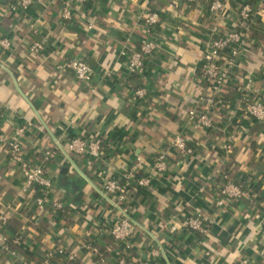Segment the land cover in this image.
Segmentation results:
<instances>
[{
    "label": "crops",
    "instance_id": "crops-1",
    "mask_svg": "<svg viewBox=\"0 0 264 264\" xmlns=\"http://www.w3.org/2000/svg\"><path fill=\"white\" fill-rule=\"evenodd\" d=\"M9 1L0 0V39L9 42L8 49L0 47V106L6 116L0 134L9 138L14 126L32 125L20 139L31 166L42 165V152L55 142L73 137L98 135L102 151L92 162L56 151L45 164L55 180L53 199L67 203L57 217L36 207V193L23 190L22 176L0 147V214L6 219L0 264H64L69 256L74 264H102L92 246L112 264L121 252L108 234L117 214L102 195L99 175L116 176L137 158L148 171L178 133L188 153L172 151L168 171L135 192L127 206L134 221L130 264H264V123L243 117L239 100L246 76L254 80L252 101L264 92V10L249 32L241 69L221 92L223 104L210 114L212 128L203 130L187 115L205 107L202 55L213 31L241 28L243 0H225L217 14L208 10L212 0H85L73 5L71 21L59 15L67 0H35L20 14L8 11ZM147 10L159 15L153 31L159 47L142 74L129 75L123 53L138 47ZM35 43L43 49L31 53ZM72 60L92 68L90 83L57 69ZM138 88L147 90L144 101L135 98ZM221 173L249 192L231 200L225 212L215 206ZM193 212L212 222L204 237L182 226ZM171 226L177 228L173 234ZM2 239L16 256L2 251Z\"/></svg>",
    "mask_w": 264,
    "mask_h": 264
},
{
    "label": "built area",
    "instance_id": "built-area-1",
    "mask_svg": "<svg viewBox=\"0 0 264 264\" xmlns=\"http://www.w3.org/2000/svg\"><path fill=\"white\" fill-rule=\"evenodd\" d=\"M85 0H67L60 7L59 15L64 21H71L75 16L73 5L83 3ZM225 0H212L208 10L212 14L222 11ZM35 0H10L8 11L11 14H20L28 11L35 4ZM264 0H243L238 10V18L241 28L231 29L225 33L213 31L202 55V66L200 77L206 88V95L202 102L205 104L203 109L194 108L187 111L188 118L193 120L196 126L203 130L212 128L210 114L214 109L223 104L221 102V92L224 86L230 81L234 71L241 69L243 61V51L248 46L249 32L259 25V14L263 12ZM80 16L85 17L84 13ZM144 34L139 37L138 47L135 50L124 52L126 57V68L129 75H140L145 71L146 61L158 50V42L153 38V31L159 22V15L156 12L147 10L143 15ZM263 21V20H261ZM91 24H89V29ZM33 28V25H30ZM0 47L9 48L7 39H0ZM43 49L41 44H32L29 48L31 53H38ZM59 70H68L75 79L90 83L93 77L92 68L84 61L72 60L62 66H57ZM254 80L251 76H246L240 91L239 100L242 104V116L252 121L264 123V92L257 101L250 99L254 92ZM135 98L144 101L147 98V90L138 88L134 92ZM5 114L0 106V122L5 121ZM30 123L14 126L12 136L7 138L0 134V147L6 150V156L10 163L16 165L17 170L22 176L23 190H33L36 193L34 204L37 208H49L57 217H60L67 209L66 201L55 200L52 197L55 189V180L46 172V165L52 159L56 151L62 152L66 158L85 157L87 161H96L101 156L102 142L98 135L92 137H73L65 143L55 142L52 150L42 152L43 164L31 166L24 158L21 152V137L31 128ZM225 151L229 153L230 146H225ZM172 151L188 153L187 144L184 136L176 134L170 141L166 149L160 150L145 170L143 161L137 158L135 163L118 175H108L101 173L99 175L100 188L103 197L110 202V212H116L115 219L109 224L108 234L115 245L121 249L116 254L112 264H130L128 257L131 249V238L134 227V221L127 208L129 202L134 198V193L147 189L151 186L156 177H161L168 171L170 166L169 154ZM221 187L219 189V199L215 206L225 212L228 204L233 199L248 198V190L243 189L241 185L234 184L224 174H220ZM124 205V206H123ZM33 223H36L34 221ZM106 223V222H105ZM211 221L199 212L190 213L182 222V226L193 234L204 237L207 235ZM6 224V219L0 214V229ZM106 224L98 226L99 229ZM104 229V228H103ZM176 226H171L169 232H176ZM18 243V240L15 241ZM1 249L4 253L16 256V252L9 248L5 239H2ZM90 252L98 262L105 264L107 258L99 252L97 247H88ZM109 251V250H108ZM58 253H63V249H58ZM158 256L156 250L151 251V257ZM73 257L69 256L68 261ZM1 261V257H0ZM44 264H48L47 261ZM148 264V263H143Z\"/></svg>",
    "mask_w": 264,
    "mask_h": 264
},
{
    "label": "trees",
    "instance_id": "trees-1",
    "mask_svg": "<svg viewBox=\"0 0 264 264\" xmlns=\"http://www.w3.org/2000/svg\"><path fill=\"white\" fill-rule=\"evenodd\" d=\"M50 161V160H49ZM135 194V193H134ZM124 206V205H123ZM95 247H97V246H95ZM9 248L12 250L13 249V247L12 246H10L9 245ZM97 249L99 250V252L101 253V254H103L104 256H107L108 254L106 253V252H104L103 250H101L99 247H97ZM64 264H74L72 261H67V262H65Z\"/></svg>",
    "mask_w": 264,
    "mask_h": 264
}]
</instances>
